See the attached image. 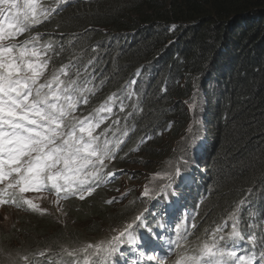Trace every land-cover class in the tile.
Returning <instances> with one entry per match:
<instances>
[{
    "label": "trees",
    "instance_id": "trees-1",
    "mask_svg": "<svg viewBox=\"0 0 264 264\" xmlns=\"http://www.w3.org/2000/svg\"><path fill=\"white\" fill-rule=\"evenodd\" d=\"M38 2L56 6V0ZM37 34L39 46L52 44L48 75L68 65L61 79L94 91L83 93L88 103L78 105L77 115L96 116L93 110L106 101L112 108L111 114H98L107 117L102 131L111 124L108 139L123 142L107 170L126 169L130 163L149 168L164 159L175 137L180 140L172 159L192 156L178 167L196 173L184 181L196 189L193 214L187 224L181 222L190 251L210 241L218 226H224L223 234L230 232L229 215L237 206L240 231L246 239L257 237L250 252L264 250V0H67L49 20L19 35V41ZM117 194L113 184H102L84 200L64 201L62 208L72 215L69 223L50 213L38 219L36 212L22 210L29 213L27 219L37 220L13 225L12 234L5 235L19 247L12 249L0 239V264H6L5 253L18 252L34 254L35 264L66 259L70 256L61 246L78 249L105 239L111 229L149 207L139 189L128 202L106 203ZM147 223L152 229L160 225L157 218L144 219ZM142 229L135 231L140 241ZM90 252L72 258H78L76 264H93L96 257ZM115 259L122 263L124 256Z\"/></svg>",
    "mask_w": 264,
    "mask_h": 264
},
{
    "label": "snow or ice",
    "instance_id": "snow-or-ice-1",
    "mask_svg": "<svg viewBox=\"0 0 264 264\" xmlns=\"http://www.w3.org/2000/svg\"><path fill=\"white\" fill-rule=\"evenodd\" d=\"M66 3L67 0H56L55 7L45 8L38 0H0V206L19 208L23 204L31 211L43 213L47 210L26 198L24 193L48 189L54 190L58 199L63 194L65 199L78 197L84 200L107 183L108 178L124 172V169L106 172L117 158V149L123 142L108 139L112 125L96 132L107 119L98 118V114L112 113L108 102L93 110L96 116L93 113L77 115L78 105L88 103V97L83 93L94 94V91L78 89L75 80L66 82L61 79L62 75H67L65 69L68 65L47 75L52 59L47 53L52 50V44L39 46L40 34L23 41L16 39L32 26L49 20ZM113 96L115 94L108 100L111 101ZM117 123L119 120L112 121V124ZM188 131L191 132V126ZM151 191L145 186L142 195L149 197ZM124 195L126 193L121 198ZM115 202V197L106 201L109 204ZM238 208L229 215L232 221L230 232L223 234L224 226H218L211 233L210 241L190 251L181 224L176 228L177 239L169 240V250L175 259L161 258L158 254L147 259L155 264H253L256 260L254 254L238 256L235 250L246 239L238 227ZM145 212L146 208L122 227L111 229L105 239L85 243L78 249L61 246V251L75 257L77 252L89 253L91 250L90 256L96 257L93 264H117L115 258L124 255L122 246L136 242V228L147 227ZM191 227L195 228L196 223L193 222ZM181 240L185 242L182 244ZM247 240L255 246L257 237L248 235ZM261 247L264 248V243ZM46 251L50 249L38 255L44 256ZM5 257L6 264H35L34 254L18 252L13 256L5 253ZM85 264H88L87 260ZM259 264H264V250L260 252Z\"/></svg>",
    "mask_w": 264,
    "mask_h": 264
},
{
    "label": "rangeland",
    "instance_id": "rangeland-1",
    "mask_svg": "<svg viewBox=\"0 0 264 264\" xmlns=\"http://www.w3.org/2000/svg\"><path fill=\"white\" fill-rule=\"evenodd\" d=\"M199 136L200 135H198V133L196 132V137ZM171 140L172 137L170 136L165 139V143L167 144ZM179 140L180 139L177 140V137H175V139L171 141L172 143L169 144V148L167 150V153L164 155V159L158 160L157 163L152 164L149 168L146 165L140 166L130 163L127 168L124 169L123 173H126V177H124L121 173V175L118 177V180H121L120 183L117 184V180H115V182L113 183V185L115 186V191L118 193L117 195H113V197L116 198L115 203H117V205L121 204L122 202H128L129 199L134 195V191H137L139 189L140 194H142L145 186L151 189L158 183V181H162L163 179H165L166 170L164 169L163 171H160L162 168H169L175 161L181 162L186 158L192 157L183 155L180 160L172 159V157H174V155L178 152L177 142H179ZM127 177H129V179H127ZM125 193L126 195L121 198L122 194ZM24 196L28 199H32L33 202L38 204L41 209L47 210L43 213L36 212V214H38V219L41 218L43 215L49 213L51 214L52 218H55L56 216V219L59 218L64 223H69V219L72 218V215L62 208V201L58 200L57 202V200L52 197V195H50L49 193H43L42 191H32L31 193H25ZM24 206L28 209L27 212H29L30 209L26 205ZM26 208L19 209L16 208V206L13 207L10 205L0 206V239L4 240L3 244L9 245L12 249H15L20 246V243L18 241L14 240L13 242H11V245L9 239L5 238V235L7 233L12 234V231L15 230L13 228V225H24V223L22 222H32L33 225L34 221L37 220L35 216H32V218L27 219L28 216L30 217L29 213L21 212L22 210H26ZM2 240H0V244ZM22 242L24 243V240H22ZM29 242L30 241H28V239H25L26 244H28ZM13 253H16V250H14ZM43 264L46 263L44 262Z\"/></svg>",
    "mask_w": 264,
    "mask_h": 264
},
{
    "label": "clouds",
    "instance_id": "clouds-1",
    "mask_svg": "<svg viewBox=\"0 0 264 264\" xmlns=\"http://www.w3.org/2000/svg\"><path fill=\"white\" fill-rule=\"evenodd\" d=\"M19 38H20V36H18V37H16V39H17V41H19ZM47 75H48V73H47ZM77 114V113H76ZM102 131V124L100 125V127L98 128V129H96V132H101ZM121 145V144H120ZM118 151H119V148L117 149V153H118ZM190 158V157H189ZM188 159V158H187ZM184 161V160H183ZM182 162V161H181ZM181 162H177L176 164H175V166L171 169V170H168V171H166V179L168 180H172V177L173 176H176V175H179V174H182L183 175V177H181V178H179V180H181V182H183V184L184 185H186L185 183H184V181L185 180H188V178L190 177L191 178V175L193 174V176H195L196 177V173H193V172H191V170H190V168H186V169H181V170H179V173L177 174L176 173V169L180 166V164H181ZM108 169V168H107ZM106 169V172L107 171H112V169L111 170H107ZM114 170V169H113ZM169 171H172L171 173H170V175H169ZM189 171V174H188V176H186V178L183 180V178H184V176H185V174H186V172H188ZM117 173H119L120 175H121V173L120 172H117ZM195 182L196 181H194V184H195ZM114 183V182H113ZM113 183H111V184H113ZM165 183V182H164ZM164 183H161L160 185H155L153 188H151V193H150V197H147L149 200V202H150V200H152L153 202H157L158 201V198H159V201L160 202H162L164 199H165V197L166 196H169L168 195V192H167V189L164 191V189H165V187H164ZM111 184H107V185H111ZM193 184V185H194ZM201 184V183H200ZM198 187H200L201 188V186H198ZM161 189H163V190H161ZM32 191H30V192H28V193H31ZM43 193H49L50 195H52V197H54L56 200H60L61 201V197L58 199V197H57V195H56V193H55V191L54 190H43L42 191ZM156 193H159V195H156ZM62 195V194H61ZM72 198V197H71ZM173 199H174V197H173ZM172 199V200H173ZM71 199H69V200H66V201H70ZM199 199H197L196 201H198ZM64 201H62L61 203H63ZM151 203H149V205H150ZM6 206H8V205H6ZM10 206H15V205H10ZM16 208H18V207H16ZM23 208H26L24 205L23 206H20L19 207V209H23ZM26 210L28 211V209L26 208ZM31 211V210H30ZM244 245H247L248 246V249H245L244 248ZM253 245L250 243V242H248V240L246 239V240H244V241H241L240 242V244H239V247L237 248V249H235L237 252H239V253H242V255H244V256H249V255H253V253L252 252H250V249L252 248L253 249ZM246 252H248V253H246ZM255 256H256V260H254L253 262H257L258 264H259V256H260V253L257 255V254H254Z\"/></svg>",
    "mask_w": 264,
    "mask_h": 264
}]
</instances>
